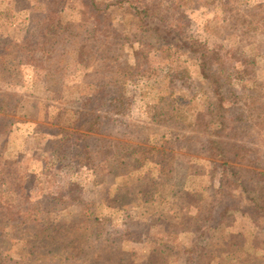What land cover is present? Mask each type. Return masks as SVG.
<instances>
[{"label":"trees","instance_id":"obj_1","mask_svg":"<svg viewBox=\"0 0 264 264\" xmlns=\"http://www.w3.org/2000/svg\"><path fill=\"white\" fill-rule=\"evenodd\" d=\"M0 35L9 46L23 39L26 50L25 74L0 51L1 199L23 181L31 154L9 119L20 109L32 112L28 101L20 107L21 90L42 84L50 91L54 79L70 80L75 105L86 113L74 127L89 124L87 133L103 135L113 125L120 140L107 141L104 152L94 155L81 133L35 128L39 146L59 144L52 153L60 178L52 169L47 186L28 190L18 220L0 223V264H105L107 242L122 239L141 246L142 255L118 264H264V229L230 234L206 263L211 247L204 237L216 228L209 225L206 234L200 225L207 212L219 225L230 216L248 218L255 208L240 200L250 194L239 185L244 169L234 164H264L256 147L264 136V0H0ZM150 55L167 59L174 97L188 93L178 102L173 98L176 109L150 78ZM90 60L97 69L109 67L113 79L102 88L105 106L93 116L98 86L82 77ZM193 77L209 87L195 86ZM60 83L54 85L59 96ZM49 112L62 115L59 123H72L78 110L52 104ZM122 165L128 166L126 176ZM140 165H146L143 182L136 180ZM180 175L183 185L173 186L174 196L169 182ZM197 207L194 226L167 232L177 230L173 215H191ZM68 210L72 220L65 224ZM158 248L166 252L156 260L151 253Z\"/></svg>","mask_w":264,"mask_h":264},{"label":"rangeland","instance_id":"obj_2","mask_svg":"<svg viewBox=\"0 0 264 264\" xmlns=\"http://www.w3.org/2000/svg\"><path fill=\"white\" fill-rule=\"evenodd\" d=\"M23 4L25 0H20ZM113 11V9H111ZM114 12V11H113ZM126 29L122 30V33L125 32ZM176 33L180 32V29L174 30ZM184 32V29H183ZM20 41L23 42V39H20ZM22 42L14 43L15 45L9 46V44L4 43V38L2 35H0V51L1 55H10V57L20 66L22 69V65L26 62V50H25V43ZM149 42V41H148ZM155 44V43H154ZM10 47L11 49H7ZM14 48L16 50L14 51ZM183 55L177 53V57H181ZM93 61L84 62L82 66V77L88 81L90 84H96L97 87V94H99V97H97V102H95L91 109V116L94 115V112H98L105 106V102H100V96L104 95L103 91L106 90L107 85H111L113 83V79L109 77V72L106 68L104 70L97 69L96 66L92 64ZM150 64V78L152 81L158 82L159 87V93L163 97L171 96L169 97L168 104L171 105V107L174 109L177 108L175 105V102L172 101L173 98L176 102H178L177 98H187L188 95L187 92H184L183 94H177L176 97H174V93L172 92L173 87H171V82L168 79V70H169V63L167 59L163 58H154L153 55H150L148 57V63ZM98 67V65H97ZM189 69H194L195 65L193 66L192 63L188 64ZM23 73H26L25 69H22ZM81 72V71H80ZM69 72L67 71L66 77L68 78ZM24 76H22L23 78ZM194 79V85L201 87V88H208L209 86L201 81L200 79H197L193 77ZM64 79H54L53 83L50 85V91L45 90L43 88V85L36 84L35 86H32L31 88H26L24 90L19 91L22 95V103L20 107L24 108V103L28 101L30 103V107L32 109V112L28 111L27 109L23 111L17 110L15 114L9 115L10 119V125L13 128L14 136H19L24 141L25 145L28 147L27 150L31 153L29 154L30 158L28 161L23 164V166L26 168V172L23 174V181H20L16 185V191L13 192V189L11 191V195H8L6 192L4 193V197H0V223L5 222L6 220L9 221V219L12 220H18V212L20 207L25 205V197L27 195L28 190H31L32 187L37 188H44L48 185V180L50 178V174H53L58 176L60 175L59 166H56L55 162V155L54 148H59V144L56 143H46L44 142V147L42 148L39 146L37 142H39V139L35 137L34 130L38 126H44V127H53L54 129L61 130L66 129L69 131H76L77 133H81L84 135V139L86 141L87 150L89 153L94 155H101L106 146V142L109 140H117L118 139V130L113 125H108V127L105 128V134L99 135L96 133H87L86 127L89 124H86L85 127H81V125L76 128V121L79 120L80 115L85 113L84 108L79 111L81 108H77V105H75V97L76 92L74 91L75 87L73 82L70 80H64ZM60 83V87H62V95L59 96L57 93V87L54 85H58ZM190 86V85H189ZM188 86V87H189ZM187 87V88H188ZM18 88V87H15ZM102 88H105L104 90ZM186 89V88H185ZM18 90V89H16ZM14 90V91H16ZM103 90V91H102ZM191 92H193L192 89H187ZM233 96L237 98H241L236 91H233ZM208 94H211V90L208 89ZM210 96V95H209ZM166 98V99H167ZM39 99V100H38ZM236 100V99H233ZM55 102V103H54ZM100 102V105L98 103ZM52 103L55 107H60L62 109H77V117L71 118L73 122L71 121H62V123H59L63 119L62 115H54L51 116V111L49 113H46L47 107L49 104ZM214 103V101L212 102ZM58 104V105H57ZM60 105V106H59ZM165 106V105H164ZM170 106H166L164 108V112L169 113L171 110ZM86 114V113H85ZM62 117V118H61ZM87 119L90 118V115L86 116ZM63 122H65L64 125ZM180 134L179 132H177ZM177 135V134H176ZM144 140V139H142ZM70 141V140H69ZM142 142V141H141ZM132 144L135 145H142L145 146L146 144L139 143V141H131ZM71 142H69V146ZM66 145V146H68ZM256 147L260 150L263 157H260L262 160L264 159V136L260 138L258 142H256ZM64 146V147H66ZM63 147V146H62ZM60 146V150L62 148ZM171 149L169 147L166 148V152H170ZM179 151V150H176ZM69 159V161H68ZM255 164H234L238 168H243L244 172L240 174L243 182H241L239 185L244 186L247 188V191L249 192V196H247V199L245 197L241 196L240 200L244 201L247 205V202L249 201L251 206H255L254 210L252 209L248 214H251L247 216L248 218L240 216H230L227 218H223L219 221V225H217L218 221L216 222L217 216L209 215L207 212L205 214V220L200 222V225L202 226V229L207 234L209 232V225H211L212 228H216V231L212 233L207 239V236L204 237V241L211 247L209 250V258L206 257V263L213 262L214 258L216 257V251L224 244L226 246L228 244V236L231 234L232 238L235 237V234H239L241 232L254 229L253 233H261L264 229V179H261L258 177V174L264 173V164H258V161L256 159ZM27 164V165H26ZM66 164H71L70 158L66 159ZM56 166V168H54ZM68 167H71L69 165ZM206 167V166H205ZM141 173L140 175H137V179L139 178L144 180V172L143 169L146 168V165H140ZM208 166L206 167V172L208 171ZM122 174L123 176H126L128 174V166L122 165ZM120 169V170H121ZM22 170V169H21ZM20 170V171H21ZM70 170V169H69ZM60 178V177H59ZM58 178V179H59ZM207 179V178H205ZM140 180V181H141ZM138 181L134 184L138 185L140 183ZM115 182H119V184L122 185V181L120 179H116ZM60 183V181H59ZM166 186L168 183H165ZM183 185V179L182 176L175 177L173 180L169 182L168 190H171L172 194L176 196L175 191L173 189V186H175L176 189H181ZM204 185H209L204 182ZM203 185V186H204ZM10 190V189H9ZM238 191V195L240 194L239 188L236 189ZM13 192V193H12ZM204 193H207V190H204ZM1 195V191H0ZM254 197L256 201H250V198ZM238 198V197H237ZM160 200V199H159ZM207 204V202L202 204L203 206V212L205 213L204 206ZM257 204V206H256ZM195 210H198V207L193 210V214L188 215V210L182 214L178 213L177 216L173 215L170 219V222L175 223V227L177 230L175 231H167L171 233L177 232L179 229L186 231L187 229H190L192 226H194L195 221L199 214L195 213ZM201 213V212H200ZM67 218L64 220L65 224H70L72 217L70 215V211H66ZM127 215L126 218H129L132 216L129 211L125 214ZM124 224H128L129 220L124 219ZM207 221L208 225H204L203 222ZM131 222V221H130ZM216 222V223H215ZM257 223H261L260 226L257 225ZM179 227V228H178ZM3 231L2 225L0 224V232ZM190 232V230H188ZM264 233V232H263ZM237 239V238H236ZM203 241V240H202ZM201 241V242H202ZM107 246L105 247V264H118V262L124 261H133L138 259L142 255V248L141 246H137L135 244L129 243L122 240L119 241H108ZM165 251L162 248H158L157 250L153 251L151 255H153L154 259H161L162 256H164ZM166 252V251H165ZM91 264H97L94 262H91Z\"/></svg>","mask_w":264,"mask_h":264}]
</instances>
